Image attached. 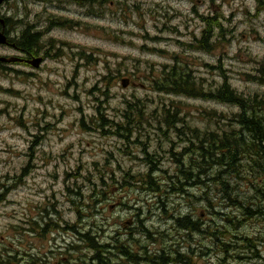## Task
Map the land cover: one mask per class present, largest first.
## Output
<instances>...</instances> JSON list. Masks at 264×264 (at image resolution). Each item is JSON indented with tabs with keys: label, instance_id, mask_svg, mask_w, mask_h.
<instances>
[{
	"label": "rangeland",
	"instance_id": "1",
	"mask_svg": "<svg viewBox=\"0 0 264 264\" xmlns=\"http://www.w3.org/2000/svg\"><path fill=\"white\" fill-rule=\"evenodd\" d=\"M110 1L116 3V0H95L97 13L90 0L79 1L82 9L73 4L74 0H62L65 15L81 24L74 32L71 29L75 25L68 23L67 46L60 62L48 61L35 76L19 69L0 72V264H84L91 253L69 226L75 224L77 231L91 232L95 236L100 231L102 243H107L113 197L116 200L124 196L132 198L136 192L132 185L136 179L128 180L127 175L120 178V172L128 170L131 171L128 175L139 176L147 170L144 160L155 161L157 155L162 159V170L176 174L175 158L171 160L170 152L180 151L181 140L170 137L177 144L176 148L164 139L161 131L153 130L165 124L156 119L164 115L166 107L171 112L174 107L179 109L177 119L183 121L175 125L186 124L204 130L208 114L215 113L214 120L222 125L226 121L222 118H232L238 113L235 107L216 102L154 92L150 74L169 69L166 67L160 72L163 66L158 64L166 62L168 57L162 55L171 54L176 46L157 43V47L169 51L164 53L141 48L145 41L140 37L128 45L119 42L120 35L103 29L123 26L114 16L111 22ZM118 1L124 0H117L116 10L125 7ZM13 6L14 3L9 8L12 10ZM22 7L26 11L28 5ZM235 7L239 8L238 3ZM227 15L226 30L236 31L235 36L242 43L240 46L230 44L224 36L226 30L220 35L214 34L210 57H206L207 66H193L195 75L205 90H216L223 81L217 67H222L232 87L242 96L264 94V86L251 78L264 64V43L257 41L256 34L261 29L247 22L241 12L234 18L230 13ZM95 16H105L107 21L93 19ZM127 37L125 43L135 36ZM81 42L84 49L76 51L79 46L75 43ZM147 43L154 45L150 40ZM80 51L82 59H76L75 53ZM10 54L13 55L10 50L0 48V56ZM127 80L129 85L124 83ZM132 100L145 104L144 119L151 120V123H143L148 131L135 132L125 126L129 124L124 118L125 112L129 111L127 106ZM98 110H102L110 122L114 121L113 131L107 128L111 132L105 133L99 128ZM113 173L118 175L113 176ZM232 186H238L242 193L248 187L243 181ZM188 192L195 196H186L190 206L186 202L180 207L182 194H175L169 197L170 202L163 209L169 207V213L175 212L176 216L191 214L194 219L206 222L208 246L214 251L206 257L196 254L195 264H264V215L245 221L234 208H209L206 200L213 199L217 204L220 196L217 192L209 191L206 195L204 191L186 187ZM122 202L127 204V200ZM144 212L148 227L160 223L168 229L167 234H175L162 210L147 207ZM219 214L238 215L237 220L243 224L239 228L243 236L255 237L256 244L258 240L260 258H248L249 253L239 251H220V245L216 246L219 239L216 242L210 237L212 229L219 230ZM157 216L163 218L157 219ZM51 219L58 227L46 225ZM222 223L227 225V222ZM196 235L204 238L203 233L196 232Z\"/></svg>",
	"mask_w": 264,
	"mask_h": 264
},
{
	"label": "flooded vegetation",
	"instance_id": "2",
	"mask_svg": "<svg viewBox=\"0 0 264 264\" xmlns=\"http://www.w3.org/2000/svg\"><path fill=\"white\" fill-rule=\"evenodd\" d=\"M79 1L74 0L73 4L82 9L83 6H79ZM90 1L93 2V6L98 13V5L95 0ZM118 2H121L125 7L116 10L118 8V6H115L117 5V0L116 3L113 1L109 2V8H111L112 13L111 22H114V16L115 21L118 19V23H122L123 26L119 28L104 27L103 29L120 35L121 37L118 41L124 45L131 44L130 41L134 43L136 37H140V39L145 41L141 48H148L149 51L169 53L167 49L157 47L156 44L162 42L169 45V43H173L176 46V50L171 54L162 55L163 57H168V59L166 62L158 64L163 66L159 70L160 72L166 67H169V69L157 74L158 77H163L165 73L173 70L178 72L180 69L178 67L184 68L189 73L190 78L199 83L204 96H206L207 90H205L204 84L196 77L193 66L197 64L207 66L206 57H210L211 42L215 38L214 34L220 35L226 30L227 20H229L227 13H230L231 18H234L240 12L244 14L247 22L263 30H257L256 34L259 37L257 41L264 43V0H124ZM12 3H14V6L11 10L9 5ZM124 3L128 5H124ZM236 3H238V9L235 7ZM26 5L28 7L25 11L22 6ZM14 7L17 8V11H15ZM114 8L115 10H113ZM65 11L66 7L63 5L62 0H7L3 2L0 5V32L7 38V43L0 45V48L10 50L13 55L0 56V72L9 69H19L31 76H35V72L40 71L41 66H44L48 61L53 60L55 63H59L67 46L66 33L68 23L75 25L71 29L74 32L77 31L78 26L81 24L80 21H76V23L71 20V18L75 19L74 17L68 18L65 15ZM92 18L107 21L105 16ZM123 20H125V23L122 22ZM129 34L135 37L133 39L130 38L131 40L125 43ZM235 34L236 31L231 33V31L226 30L224 36L230 44L240 46L242 41ZM243 37L246 38V36ZM148 40L154 45L150 46L147 43ZM75 44L79 46L76 47V51L79 48L84 49L82 48L84 46L82 42ZM81 55V51L79 54L75 53L76 59H82ZM204 80L202 78V81ZM100 114H102V110H98V119H100ZM178 115L174 110L171 112L173 118ZM105 118L106 123L98 124L99 127L103 126V130L109 128L113 131V121L110 122L106 116ZM125 126L129 128L140 127L145 129V131L149 130L146 127L144 128V124L136 126L129 123ZM192 127L186 124L169 126L164 124L160 128L153 129L154 131H161L164 134V139L168 140L171 145H175L176 148L177 144H174L175 142L170 137L175 136L177 140H181L180 151L172 150L170 152V155L172 154L171 160L175 158L176 174L162 170L163 162L157 155L155 161L148 158L144 160L146 165V161H150L152 165H147V170L140 175L154 177L158 180L159 185L156 189H147L135 185L134 189H136V192L134 197L127 198L124 196L123 198L127 200V204L122 202L123 199L116 200L113 197V201L110 204L113 217H109L111 224L107 243H102L100 231L95 236L98 251L94 252V256H96L97 264H100L103 258L106 260L104 264H195L193 258L196 254H203L206 257L210 256L212 251H214L208 246L206 237L208 230L204 220H196L191 214L176 216L175 212L169 213L171 210L169 207L163 209L170 202L169 197L173 198L172 195L175 194H182L180 207L186 202L190 206L189 201L185 200L186 196H190L189 192L186 193V187L172 186V181L167 180L177 177L178 173L190 167L191 159L194 158V141L190 139ZM124 129L126 130V127ZM175 129H178V132ZM169 131L173 133H169ZM186 131H188V139L183 137L184 134H182ZM144 153L150 155V152H146V150H144ZM159 162L160 165L157 166ZM153 165L156 168H153ZM125 171L123 170L119 173L120 178L131 172ZM114 175L115 173H113ZM131 175L133 177L137 176L133 173ZM119 191H122V189H119ZM191 197L195 196L192 195ZM147 207L162 210L175 234H167L168 229H165L164 225L160 223L152 224V227H148L147 219H144V211ZM186 207L188 206L186 205ZM178 211L180 210L178 209ZM158 218L163 217L157 216ZM184 220L187 221L186 225H189L188 229L184 225L179 228V224H183L182 221ZM196 221L206 228L200 231V233L204 234V238H197L195 232ZM226 221L227 226L232 224L229 219ZM238 222L237 228L234 225L231 228L233 241L227 244L222 243L223 249L221 252L230 253V250L233 249L238 251L236 245L244 238V232L239 230L243 224L241 221ZM191 228H194V230ZM98 229L100 230V228ZM246 238L253 243L250 247H255L257 250V254H250L248 258L256 256L260 258L258 255L260 247L258 240L256 244L250 236ZM196 249H199V252Z\"/></svg>",
	"mask_w": 264,
	"mask_h": 264
},
{
	"label": "trees",
	"instance_id": "3",
	"mask_svg": "<svg viewBox=\"0 0 264 264\" xmlns=\"http://www.w3.org/2000/svg\"><path fill=\"white\" fill-rule=\"evenodd\" d=\"M152 78V89L158 94H181L194 97L201 95L200 90L196 86L197 82L190 78L189 73L184 68L179 69L178 72L173 70L165 73L163 77L153 74ZM262 79L264 81V71ZM208 97L218 103L238 107V113L232 118L225 119L227 122L225 121L222 125L217 120H214L217 117L215 113L208 114V120H205L207 121L205 130L199 127H192L190 139L194 141V158L191 159L192 162H190L189 168L182 170L177 177L170 178L172 179L171 185L193 187L202 193L204 191L206 195H208L209 191L217 192L220 195L216 199L218 201L217 204L213 199L209 198L206 200L208 202L206 204L212 210L220 206L223 209L231 207L240 212L241 217L245 221L258 219L259 216L264 215V97L263 95L253 97L238 95L226 81L215 92L210 93ZM145 108L146 106L143 102L132 100L131 103H128L127 109L129 111L125 112L124 118L127 122L134 125H141L144 122L151 123L150 118L144 119ZM175 109V113L179 114V109L176 107ZM163 113L162 117L156 119L160 124L165 122L169 126L183 121L179 117L178 119L177 117L171 119L168 109ZM102 123H106V118L103 114H100L98 124ZM112 124H115L114 121ZM212 124L218 126L217 129L211 128ZM141 129L138 127L133 128L131 131L138 132ZM175 130L178 131V129ZM127 132H130V130ZM182 134H184L183 137L188 139V131ZM146 162L147 165H152L150 161ZM138 181L141 186L149 189L158 187L155 179L151 177L140 176ZM239 181H243L248 186L243 193L238 191V186H232L238 184ZM77 212L79 214V209H77ZM248 212L254 213L249 214ZM219 216L220 222L217 227L222 229L218 231L212 229L210 237L216 242V239H219L220 243L217 242L216 246L219 247L220 245L221 251L223 249L222 243L227 244L233 241L231 228L233 225L237 228L239 220L236 217L238 215L219 214ZM227 219L232 221L229 226L222 223L227 222ZM182 223L181 225L179 224V228L183 225L187 229L189 228V225H186V220L182 221ZM66 224L68 225V223ZM46 225L58 227V224L52 219ZM76 226L74 224L69 227L77 235L79 242L84 243L91 253V257L84 264H97L94 252L98 251V245L94 235L91 232L82 233L79 230L77 231ZM200 227V223L196 221L195 232H200ZM191 229L194 230V228ZM219 235L220 238L218 237ZM252 241L255 242V240ZM251 244L253 243L244 237L236 247L241 253L257 254L256 248L250 247ZM234 251V249L230 250V253ZM102 262L100 264H104L106 260L103 258Z\"/></svg>",
	"mask_w": 264,
	"mask_h": 264
},
{
	"label": "water",
	"instance_id": "4",
	"mask_svg": "<svg viewBox=\"0 0 264 264\" xmlns=\"http://www.w3.org/2000/svg\"><path fill=\"white\" fill-rule=\"evenodd\" d=\"M3 1H5V0H0V3H2ZM2 43H5V37L3 36V34L0 33V44H2Z\"/></svg>",
	"mask_w": 264,
	"mask_h": 264
},
{
	"label": "bare ground",
	"instance_id": "5",
	"mask_svg": "<svg viewBox=\"0 0 264 264\" xmlns=\"http://www.w3.org/2000/svg\"><path fill=\"white\" fill-rule=\"evenodd\" d=\"M125 83V82H124ZM127 83H129V81H127ZM157 178V177H156ZM157 180V179H156ZM165 180V179H164ZM158 181V180H157ZM161 184H162V182H161Z\"/></svg>",
	"mask_w": 264,
	"mask_h": 264
}]
</instances>
